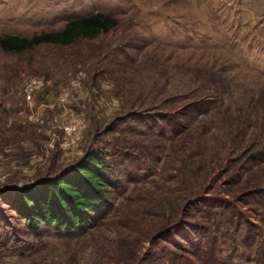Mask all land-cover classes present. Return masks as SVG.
<instances>
[{
  "label": "rangeland",
  "instance_id": "obj_1",
  "mask_svg": "<svg viewBox=\"0 0 264 264\" xmlns=\"http://www.w3.org/2000/svg\"><path fill=\"white\" fill-rule=\"evenodd\" d=\"M97 11L117 23L93 39L0 42V264H134L133 250L151 246L143 264H199L159 258L168 242L150 241L189 201L184 215L208 228L192 241L215 264H264V0H0V41ZM78 75L82 92L66 107L86 124L62 147L54 104ZM25 76L47 82L31 102ZM93 141L105 150V207L71 231L27 228L11 194L70 170ZM215 195L231 205L201 199Z\"/></svg>",
  "mask_w": 264,
  "mask_h": 264
},
{
  "label": "trees",
  "instance_id": "obj_2",
  "mask_svg": "<svg viewBox=\"0 0 264 264\" xmlns=\"http://www.w3.org/2000/svg\"><path fill=\"white\" fill-rule=\"evenodd\" d=\"M116 23V19L111 14L97 11L69 19L60 31L42 32L31 39L8 35L0 42L1 46L14 50L27 49L31 45L40 43L69 45L77 39L96 38L101 33L108 32ZM215 89L216 86L206 87V89L197 90L194 95L203 98V96H210L209 93L214 92ZM259 102V107L264 109V98L258 100L257 105ZM221 105H223V100H221ZM136 114L137 112H131L127 118L136 116ZM255 125L257 126V123ZM111 127L108 129H112ZM230 140L232 145L235 144V147H238L240 141ZM92 143L70 170L44 177L27 187L15 189L16 191L11 194L9 203L17 217L25 220L27 228L38 231L42 224H54L71 231L91 223L95 212L105 207L107 203L104 188L107 185L104 179V170L107 167L103 159L105 150L97 147L94 141ZM223 170L227 171L225 168ZM223 170L222 173H225ZM201 199L205 203L217 206L231 205L225 196H203ZM196 201L201 202L199 198ZM190 206H192L190 201L183 204L182 216L172 222H166L163 229L156 236H152L150 241L152 244L158 239L168 242L160 246L163 252L158 255L159 258H164V252H167L173 255L178 254L184 259H190L189 256H193L199 264H215V252L206 251L201 243L192 241L191 236H195L192 232L198 233L208 228L198 221L190 223L188 214L183 213L187 212ZM150 253H152V246L142 255L133 250L134 259H136L134 264H143L148 260ZM155 259L150 257L151 261Z\"/></svg>",
  "mask_w": 264,
  "mask_h": 264
},
{
  "label": "built area",
  "instance_id": "obj_3",
  "mask_svg": "<svg viewBox=\"0 0 264 264\" xmlns=\"http://www.w3.org/2000/svg\"><path fill=\"white\" fill-rule=\"evenodd\" d=\"M46 85L47 82L43 78L25 76L22 80V88L27 101H33L34 94L46 87ZM81 92L82 80L78 75L76 78H72L66 87L61 89L55 101L54 105L59 108L60 112L54 117V126L55 129L64 132L62 135V137L64 136V144L61 143L62 147H68L70 146L69 144L74 145L80 139L81 129L86 124L82 116L66 107V104L73 100L75 96H79Z\"/></svg>",
  "mask_w": 264,
  "mask_h": 264
}]
</instances>
